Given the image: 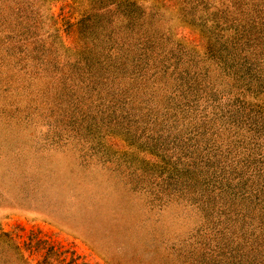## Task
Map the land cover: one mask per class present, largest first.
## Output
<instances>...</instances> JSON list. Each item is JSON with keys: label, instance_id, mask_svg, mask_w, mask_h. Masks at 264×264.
I'll use <instances>...</instances> for the list:
<instances>
[{"label": "rangeland", "instance_id": "obj_1", "mask_svg": "<svg viewBox=\"0 0 264 264\" xmlns=\"http://www.w3.org/2000/svg\"><path fill=\"white\" fill-rule=\"evenodd\" d=\"M141 59L154 110L126 113ZM182 84L240 121L221 128L234 145L201 140L212 169L239 166L202 198L176 194L188 161L164 165L153 138ZM59 247L91 264H264V0H0V264Z\"/></svg>", "mask_w": 264, "mask_h": 264}, {"label": "trees", "instance_id": "obj_2", "mask_svg": "<svg viewBox=\"0 0 264 264\" xmlns=\"http://www.w3.org/2000/svg\"><path fill=\"white\" fill-rule=\"evenodd\" d=\"M143 62H144L143 60L138 63L136 62L134 69L130 66V63H128L133 70L132 73L138 76V78H136L137 81L144 83L140 87L134 88L131 92H128L126 90L128 93L124 95L122 98L123 100L122 107H126L125 109L126 113L135 111L132 105L136 101L138 107L140 106V108L141 107L147 108L149 111L151 110V113H153L152 111L154 110V106L150 107L146 103L147 102L146 96H148V92H149L148 88L150 87V84H148L147 82H149L151 78L148 77L149 75L148 71L143 70L142 68ZM147 62L149 64V61ZM251 64L254 65L255 62ZM164 67H162L161 70H156L154 72H151V74L153 75L154 73H158V75H162V76L167 75L168 67L166 69H164ZM170 74H173L174 84L175 83L177 84L176 80L177 81L180 80V77L176 75V72L174 70ZM204 76H206V73L204 74ZM143 77L144 79L147 80L144 81L142 79ZM243 79L244 77H239L234 79V80H239L237 82L239 88L241 86L240 80ZM249 81H251V78H249ZM181 87L183 89L186 88V92L185 91L181 92L178 90V88L169 90L173 98L176 95H178L177 98L182 99V101H180V103L175 106H174V102L172 104L167 105L169 109L172 110V113L170 115H167L166 117H162L161 119L162 121L158 123V124H162V127L157 133L158 135H156L153 138L158 143H160L161 149L158 152H162V155H160L159 157H160V161L164 162V165L171 167L169 162L171 159H166L164 153L166 152L170 153L172 150L179 151L182 155L181 157H184V159L188 161V163L185 164V166L187 165V167H189L188 169L185 168L183 163L177 162V167L178 170L180 171L179 173H177L178 179L180 180V185H179L180 189L177 191L176 194L181 195L182 192H186L185 188H187L189 190V194H194V196L200 195V197L202 198L205 194H207L208 192L207 190H209L211 186H214V184L217 183L225 186L226 182L228 181L227 180L225 183H223V180L225 179H219L217 177L211 178L215 176L212 175L210 177L211 174L217 173V175L219 176L220 175L218 174L219 172L228 173L230 171L235 170L239 166L236 165L235 167H232L229 171L226 172L223 171L228 170V168L221 169V167L218 166L212 169L209 161V148H202L204 141L201 140L202 139L205 140V138L208 137V135L210 136L212 135L213 137H221L223 131L221 130V128L223 127L224 123H231V122L235 123V121L239 123L240 121L237 115L225 116L224 115L225 112L223 110L222 111L216 110L215 112L209 111V108L213 103L218 104L220 96L218 98L215 96V93H210L211 92L210 90L207 91V87L205 84L203 87L190 86L192 89L187 87V84H182ZM142 89H144L143 96L138 97L136 94L139 91H142ZM155 91L156 90L151 91V93H149V96L154 97L157 101V95L155 94ZM240 92L241 95L247 94L241 88H240ZM133 94L134 96H132ZM226 94L227 93H223L222 95L225 96ZM201 100L210 101V102L204 103V105H202V103H200ZM115 103L119 106L122 105L119 104L118 102ZM167 125H168V129L163 130ZM233 126L234 125H232V127ZM167 130L170 131V133ZM175 132L179 133V137L177 135L176 137L171 138ZM162 133H164L165 136H162ZM223 135L225 136L226 139H229L230 145H234L233 131L231 127L229 129H225L223 131ZM249 139L252 140V138ZM206 142L208 143V140ZM170 158L172 157L170 156ZM213 159H216V157H214ZM177 167L175 166L174 168ZM188 174H191L194 178H192V176L188 177L187 176ZM165 190L166 189L164 187L160 186L157 192L160 193ZM239 198L240 197L237 198L235 195L234 199L232 200L235 201L238 200ZM190 200L191 199H189V201ZM224 202L225 201H223L222 204H224ZM67 250L68 249L63 247L54 249V251L52 252L54 255V261L47 260L43 264H91L88 261H84V260L79 261L78 256L74 252L69 253L67 252Z\"/></svg>", "mask_w": 264, "mask_h": 264}]
</instances>
